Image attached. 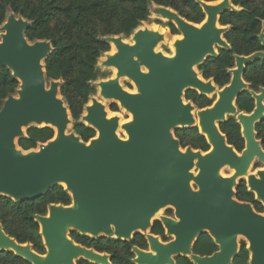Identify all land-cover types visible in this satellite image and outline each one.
Returning a JSON list of instances; mask_svg holds the SVG:
<instances>
[{
	"label": "water",
	"instance_id": "water-1",
	"mask_svg": "<svg viewBox=\"0 0 264 264\" xmlns=\"http://www.w3.org/2000/svg\"><path fill=\"white\" fill-rule=\"evenodd\" d=\"M194 1L204 13L200 26L149 3V13L172 23L182 35L173 45L172 56L155 51L164 37L146 28L133 33V45L125 43L122 35L100 38L112 43L116 53L105 55L99 67H112L116 74L94 85L100 87L103 99L117 100L131 120L120 127L126 138H119V118L106 119L104 105L91 97L92 106L83 108L87 117L79 119L96 133L87 143L73 131L67 133L71 121L59 97L60 81L46 77L44 61L53 52L51 43L28 41L24 33L30 22L11 11L6 14L0 25V70L7 69L18 87L15 96L8 95L0 107V197L30 202L63 183L71 203L50 204L46 215H33L44 256L34 253L30 244H18L7 236L1 224L0 252L10 251L30 264H75L78 258L110 264L106 254L75 244L69 232L129 241L139 230L148 232L147 245L156 254L132 247L133 264H175L179 256L192 264H231L238 252V236L247 242L248 264H264V214L238 202L234 191L254 160L264 163V150L254 131L264 118V88L249 91L254 100L251 113L238 112L235 106L237 97L248 90L242 79L245 65L255 59L264 61V51L234 55L229 83L219 88L218 99L210 107L197 111L198 132L211 146L205 155L190 147L182 151L173 136L176 129L196 127L192 115L196 108L191 102L184 104L185 91L208 97L218 89L210 79L200 81L195 69L216 58L217 48L230 50L223 38L229 27L218 21L228 10L239 11L230 0ZM258 39L264 48L263 30ZM123 77L134 83L136 93L121 88ZM227 117L240 126L244 141L240 157L218 127ZM30 127L52 128L54 137L23 151L17 141ZM226 165L234 172L223 178L220 170ZM257 176L250 175L246 187L264 207V168ZM165 208L173 209L174 218L163 216L159 221L165 235L174 239L163 243L149 231L154 215ZM204 233L217 246L210 256L191 250Z\"/></svg>",
	"mask_w": 264,
	"mask_h": 264
},
{
	"label": "trees",
	"instance_id": "trees-1",
	"mask_svg": "<svg viewBox=\"0 0 264 264\" xmlns=\"http://www.w3.org/2000/svg\"><path fill=\"white\" fill-rule=\"evenodd\" d=\"M116 1L121 5V12L114 13L117 22L115 29L98 31L96 37L118 36L121 34L130 35L149 16L148 0H0V25L4 22L6 11L9 10L15 15L21 16L30 22L29 28L24 36L29 39L43 40L51 39L49 34L38 32L44 25L49 23L52 16H63L69 26H80L85 18H91L103 9V4H112ZM157 6H163L175 11L180 17L194 24H200L204 20V13L201 7L194 0H179L190 11L184 12L176 5V0H150ZM204 2H216L218 0H202ZM234 7H240L238 12L226 11L219 17L220 26H229V30L223 38L230 45V50L217 49L218 56L209 59L197 69L201 72L204 80L212 79L215 86L222 88L230 81L229 70L234 68V55L248 56L258 51H264L258 39V35L264 32V11L258 12L257 7H253V0H230ZM264 6V0H259ZM123 5V6H122ZM129 5L131 8L124 7ZM171 35H177L178 31L170 22L166 23ZM53 52L44 61L45 74L48 80H62L65 83L60 86V95L66 97L70 115L74 120L80 119L83 106L86 105L88 97L94 92L91 81L95 80V66L98 58L109 51V44L100 39L92 41L82 40L76 43L78 53L76 57L69 56L71 47L60 45L57 40L50 41ZM242 79L249 83V90L257 92L264 87V61L255 59L245 65ZM18 87V82L12 78L10 72L2 68L0 70V107L2 101L13 95ZM73 93L79 98L76 105L69 99L67 93ZM184 99L190 101L198 110L210 107L213 103L206 96H200L193 90L184 93ZM235 106L238 112L249 114L254 108L253 99L249 91L241 93ZM112 112L117 111L113 104ZM220 132L226 137L228 145L232 146L236 152L244 149V141L240 134V126L233 117H227L225 122L218 125ZM72 131L85 143L95 137V131L78 122L72 127ZM256 139L261 141L264 150V119L254 127ZM185 134L189 135L186 139ZM54 137V131L49 127H30L25 131V136L17 141V145L23 151L36 148L40 143H45ZM174 137L179 141L181 148L190 147L193 150L207 152L210 147L204 136L200 135L197 127L176 129ZM235 199L239 202L249 203L255 212L262 214L264 207L257 202L254 194L248 192L244 184L241 183L235 190ZM71 198L63 187L57 186L51 189L42 197L30 202H13L12 200L0 197V224L3 232L14 239L18 244H30L33 251L38 254L44 253V246L39 233V226L33 220V215H46L47 206L50 204H61L69 206ZM167 215L171 210L166 211ZM150 234L158 235L162 241H167L163 229L158 221L151 225ZM69 237L77 244L92 248L99 253H108L111 264H132L133 254L130 252L131 246L145 250L146 241L143 235L137 234L128 242L118 241L112 238L99 237L93 239L81 236L74 231L69 232ZM192 253L198 256H209L217 251V246L212 239L203 234L192 246ZM249 254L244 242L240 243L236 256L231 264H248ZM175 264H192L186 257H175ZM0 264H29L13 253L0 252ZM78 264H90L80 261Z\"/></svg>",
	"mask_w": 264,
	"mask_h": 264
},
{
	"label": "rangeland",
	"instance_id": "rangeland-1",
	"mask_svg": "<svg viewBox=\"0 0 264 264\" xmlns=\"http://www.w3.org/2000/svg\"><path fill=\"white\" fill-rule=\"evenodd\" d=\"M110 3H112V4L104 3L103 4V9L101 11H99L96 15H94L91 18H85L80 26H69L67 20L61 15L52 16V18L49 20V23L44 25L43 28L38 32V34L39 35H41V34H44V35L45 34H49L51 39L57 40V42L60 45L71 47L69 49V56L70 57H76V55L78 53V50H77V47H76V43H78L79 41H82V40L92 41L93 39H100L101 37H99V35L96 37V33L98 31H105L106 29H109V30L115 29V27L117 25V22H116V20H115L113 15L117 11L121 12L120 11L121 10V5L117 4L116 1H111ZM148 3L151 4V1L148 0ZM175 3L178 6V8L181 9L182 11H184V12H189L190 11L179 0H176ZM252 5H253V7H257L258 12H263L264 11V6L261 5L259 0H253ZM124 7L131 8V6H129V5H124ZM235 8L237 10H239V11L242 10V8H240V7H235ZM8 12H9V10L6 11V14ZM16 16H18V15H16ZM140 25L148 27V28H155V29L157 28L158 30H164L161 33L163 35V37H164V41L160 42L157 45L155 51L156 52H161L163 55H166V56H171L172 55L173 52H172V50L170 48V41L173 39V35H171L169 33V29L166 26V22L157 20V19L152 18L151 16H149L148 19L146 18L145 21L140 23ZM121 35L123 36V38H126L125 40H129V35H124V34H121ZM177 35L178 36L180 35L179 32H178ZM51 39L44 38L43 40H46V41L50 42ZM27 40L30 41V42H33V41H36L38 39H33V40L27 39ZM109 48H110V46H109ZM201 65H203V64H201ZM197 67H196L195 70H196L197 74L200 77H202V74L197 69ZM94 69H95V76H96L95 80L89 82L91 87H93L94 92L90 94L86 104L89 103V101H90L89 99H90L91 96L92 97L95 96L94 94L96 93V87H95L94 83L99 81V80H105L106 78H109L112 75V71L110 69H104L102 67H99L97 62H96V66H95ZM210 80H212V79H210ZM59 81H60V86L63 85V83H65L62 80H59ZM120 83H121V86L127 91H132V90L134 91L135 90L133 84L130 83L126 79H122L120 81ZM245 83L248 85V90L247 91H253V90H249L250 84L247 83V82H245ZM13 95L15 96V93ZM67 96L73 102L74 105L77 104L79 98L73 93V91L68 92ZM59 97L64 101V104H65V106L68 109L69 118H70V121H71V125L68 127V132H71L73 125L75 123H78L79 119L78 120H74L71 117L70 111H69V106H68V104L66 102V97L60 95V93H59ZM212 97L213 96H208V98L214 102V100H213L214 98H212ZM184 101L187 102L185 99H184ZM188 102H190V101H188ZM103 103H104V106H105V110H106V112H107V114L109 116L116 115V116H118V118L122 122H126V121H128L130 119V115L126 111H124L123 109H120L117 103L110 102V101H104ZM113 104H115L116 107H117V111L116 112H112L111 111ZM83 108H84V106H83ZM83 108H82V111H81V115L83 113ZM117 135H118L119 138H122V139L126 138V135L121 130L117 132ZM95 136H96V133H95ZM173 136H174V131H173ZM185 136H186V139H189V135L185 134ZM258 141L261 144V141L260 140H258ZM181 149L183 150L185 148H181ZM257 166H259L260 168L264 167V163H259L257 160L254 161L251 164V167H250L249 171L250 172H254L255 170L253 168H255ZM220 174H221V176L226 177V176L231 175V171L229 169H227V168H224V169L221 170ZM244 183H246L245 180H244ZM238 186H240L239 180L237 181L236 188ZM192 188L195 189L196 187L194 185H192ZM236 188L234 189V191L236 190ZM0 208H1V206H0ZM167 209H171V208H165V209L161 210L160 214L165 216V211ZM262 214H264V212ZM154 220H158V216H155L153 218L152 222ZM168 239L171 240V238H168ZM237 242H238V247H239L241 242H244L246 247H247V242L245 241L244 238L238 237Z\"/></svg>",
	"mask_w": 264,
	"mask_h": 264
},
{
	"label": "bare ground",
	"instance_id": "bare-ground-1",
	"mask_svg": "<svg viewBox=\"0 0 264 264\" xmlns=\"http://www.w3.org/2000/svg\"><path fill=\"white\" fill-rule=\"evenodd\" d=\"M220 0H218V1H216V2H219ZM216 2H213V3H216ZM149 16H151L152 18H155V19H157V20H160V21H165V20H163V19H161V18H159V17H156L155 15H153V14H151V13H149ZM148 16V17H149ZM148 17H147V19H148ZM143 22V21H142ZM141 23V22H140ZM140 23H139V25L137 26V28L132 32V34H130L129 35V40H125L126 38H123V41L125 42V43H128V44H130V45H133L134 43H133V41H132V37H133V33L135 32V31H137V30H139V29H149V30H152V31H157L158 33H162L164 30H158L157 28V30L155 29V28H148V27H145V26H141L140 25ZM167 23V22H166ZM203 23V22H202ZM143 25V24H142ZM201 25V23L200 24H197V26H200ZM180 34V33H179ZM180 39H182V35L180 34L179 36L177 35V36H174L173 37V39L170 41V48H171V50H172V55L174 54V47H173V45H174V43H175V41H177V40H180ZM163 41H164V39H163ZM109 46H110V48H109V51L108 52H105V53H103L99 58H98V60H97V64L98 65H100V63H101V61H104L105 60V55H109V56H112V55H114V53H116V48H115V46L112 44V43H110L109 44ZM171 55V56H172ZM106 69H110L111 71H112V75L109 77V78H106L105 80H99V81H97V83H99V82H101V81H106L107 79H112V78H114L115 77V74H116V70L114 69V68H106ZM143 71H145L144 69H143ZM122 79H126V80H128L130 83H132L133 84V86H134V88H135V85H134V83L131 81V80H129L128 78H126V77H123V78H121V79H119V85L121 86V83H120V81L122 80ZM198 79L200 80V81H202V82H204V83H206V80H204V79H201L200 78V76H198ZM121 88L124 90V91H126V92H128V93H136V89L133 91H127V90H125L122 86H121ZM218 91H219V88L218 89H216L214 92H212L211 94H209L208 96H213L212 98H214V101H216L217 99H218ZM99 93H100V87L97 85V87H96V93L94 94L95 96H93V98L94 99H96V101H99L102 105H104V101H110V102H115V103H117L118 104V106H119V108L120 109H123V108H121L120 107V104H119V102L117 101V100H114V99H108V100H106V99H103L100 95H99ZM92 97V96H91ZM90 97V98H91ZM90 100V99H89ZM184 104H186V102L184 101ZM85 106H88V107H91L92 106V102H91V100L89 101V103L88 104H86ZM104 110H105V106H104ZM124 110V109H123ZM196 110V109H195ZM193 111L192 112V115H193V117H194V119H195V126L196 127H198V128H200L199 127V119H198V117H197V111ZM125 111V110H124ZM195 112V113H194ZM105 113H106V119H110V118H112V117H118V116H116V115H114V116H109L108 114H107V112H106V110H105ZM114 114V113H113ZM129 114V113H128ZM87 115H88V113H87V111L85 110V109H83V113H82V115H81V117H87ZM130 115V114H129ZM131 120V115H130V119L128 120V121H126V122H122V121H120V119H119V127H118V129H117V132L118 131H120L121 130V126L122 125H124L125 123H127V122H129ZM84 123V125L86 124V122L84 121L83 122ZM54 131V130H53ZM124 134H125V132L123 131V130H121ZM117 132H116V134H117ZM67 133H69L68 132V129H67ZM126 135V134H125ZM210 149H211V146H210ZM182 151H184V150H182ZM203 155H205V153H202V156ZM238 157H240V154L238 153V155H237ZM224 168H227V169H229L230 171H231V174L234 172V169H232V168H229V166L228 165H226V166H224L222 169H224ZM221 169V170H222ZM250 169V168H249ZM249 169H248V172H247V174L246 175H244V176H242L241 178L242 179H244L245 181H246V183H247V181H248V179H249V176L250 175H254L257 179L259 178L258 176H257V172L258 171H262L263 170V168H260V169H257V170H255L254 172H250L249 171ZM221 170H220V172H221ZM197 173H198V170L196 169V170H192V174H193V176L195 177L196 175H197ZM221 175V174H220ZM230 176V175H229ZM223 177V176H222ZM226 177H228V176H226ZM223 178H225V177H223ZM60 185H62V187H64L65 188V185L63 184V183H60ZM255 194V193H254ZM256 195V194H255ZM161 210H163V209H160L155 215H154V217L155 216H158V219H160L161 217H163L164 215H161L160 214V211ZM48 215V214H47ZM153 217V218H154ZM152 218V219H153ZM176 221H177V219H176ZM165 231H166V229H165ZM133 233H141V234H143L144 236L145 235H147V233L148 232H145V233H142L141 231H139V230H137V231H134ZM132 233V234H133ZM170 238H171V240H173L174 239V236L173 235H171V236H169ZM238 237H242V238H244L243 236H238ZM159 240V239H158ZM159 242H161L160 240H159ZM148 253H150V254H152V255H155L156 253H155V251L156 250H154V249H152L151 248V245H150V243L148 242ZM135 258L137 259L138 257L135 255Z\"/></svg>",
	"mask_w": 264,
	"mask_h": 264
},
{
	"label": "flooded vegetation",
	"instance_id": "flooded-vegetation-1",
	"mask_svg": "<svg viewBox=\"0 0 264 264\" xmlns=\"http://www.w3.org/2000/svg\"><path fill=\"white\" fill-rule=\"evenodd\" d=\"M174 36H177V35H173V37ZM201 79H202V77H200ZM264 88V87H263ZM260 89V88H259ZM259 89H258V91L257 92H255V93H258L259 92ZM254 92V91H253ZM250 94V93H249ZM251 96V95H250ZM252 98V97H251ZM253 99V98H252ZM214 100V99H213ZM253 104H254V100H253ZM254 109V108H253ZM198 109H196L195 111H197ZM253 111V110H252ZM195 113V112H194ZM264 119V118H263ZM263 121V120H262ZM261 122V121H260ZM259 123V122H258ZM257 124V123H256ZM255 124V125H256ZM255 127V126H254ZM260 146H261V144H260ZM181 148V147H180ZM262 148V147H261ZM237 153H240V152H237ZM254 161H256V160H254ZM253 161V162H254ZM251 167V166H250ZM261 168H264V167H261ZM254 170H257V169H260V167L259 166H257V167H255V168H253ZM253 170V171H254ZM246 182V181H245ZM239 183H240V185H241V183H243L244 184V187H245V189L247 190V187H246V183H244V179H240L239 180ZM248 191V190H247ZM254 198H255V196H254ZM239 202V201H238ZM241 203H247V202H241ZM247 204H249V203H247ZM168 210V209H167ZM166 210V211H167ZM169 210H171V214L170 215H167L166 214V211H165V216L166 217H169V218H174V214H173V209L171 208V209H169ZM154 221H158L159 223H160V225H161V227H162V229H163V233H164V236L167 238V241H169V239L168 238H170V237H167L166 235H165V229H164V227H163V225L161 224V222L159 221V219L158 220H154ZM153 221V222H154ZM152 222V223H153ZM77 233V232H76ZM79 234V233H78ZM137 234H140V233H136V234H134L133 236H132V238L130 239V240H132L133 239V237L135 236V235H137ZM204 234H206V233H204ZM80 235V234H79ZM140 235H142V234H140ZM203 234H201L199 237H201ZM68 236H69V234H68ZM81 236H85V235H81ZM144 236V235H143ZM153 236H155V237H158V239L161 241V242H167V241H162L161 240V238L158 236V235H153ZM87 237H89V236H87ZM199 237H198V239H199ZM70 238V237H69ZM90 238H92V237H90ZM99 238V237H98ZM144 238H145V236H144ZM71 239V238H70ZM93 239H97V238H93ZM197 239V240H198ZM72 240V239H71ZM129 240V241H130ZM197 240H196V242H197ZM73 241V240H72ZM118 241H121V240H118ZM145 241H146V239H145ZM74 242V241H73ZM124 242H128V241H124ZM75 243V242H74ZM75 244H77V243H75ZM195 244V243H194ZM193 244V245H194ZM77 245H80V244H77ZM80 246H82V245H80ZM146 249L144 250V251H146V250H148V245H147V241H146ZM240 246V245H239ZM30 247H31V245H30ZM82 247H85V246H82ZM132 247H136V248H138L137 246H131V248H130V252H131V249H132ZM85 248H87V247H85ZM87 249H92V248H87ZM138 249H140V248H138ZM192 249V248H191ZM31 250L33 251V249H32V247H31ZM93 250V249H92ZM140 250H142V249H140ZM238 250H239V247H238ZM94 251V250H93ZM7 252V251H6ZM10 252V251H9ZM34 252V251H33ZM45 252H46V250H45V248H44V253L43 254H38V253H36V252H34V253H36V254H38V255H41V256H44L45 255ZM96 252V251H95ZM216 252V251H215ZM12 253V252H11ZM97 253H99V252H97ZM132 253V252H131ZM100 254H106L107 256H108V258H109V262H110V256H109V254L108 253H100ZM133 254V253H132ZM16 256V255H15ZM210 256V255H209ZM18 257V256H17ZM20 258V257H19ZM133 258H134V254H133ZM132 258V259H133ZM22 259V258H21ZM131 259V260H132ZM23 260V259H22ZM130 260V261H131ZM23 261H25V260H23ZM80 261H85V262H87V263H90V264H94V263H92V262H90V261H87V260H85V259H83V258H78L77 260H74V263L75 264H78ZM26 262V261H25ZM26 263H29V262H26ZM132 263V262H131ZM30 264V263H29ZM111 264V263H110ZM133 264V263H132Z\"/></svg>",
	"mask_w": 264,
	"mask_h": 264
}]
</instances>
